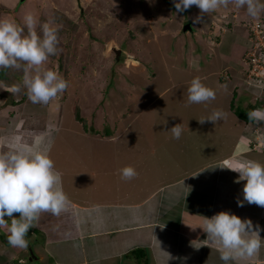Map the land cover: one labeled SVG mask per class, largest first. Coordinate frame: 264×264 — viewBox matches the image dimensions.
I'll use <instances>...</instances> for the list:
<instances>
[{
	"label": "rangeland",
	"instance_id": "374dc122",
	"mask_svg": "<svg viewBox=\"0 0 264 264\" xmlns=\"http://www.w3.org/2000/svg\"><path fill=\"white\" fill-rule=\"evenodd\" d=\"M18 1L0 0V18L14 19L23 25L24 15L32 13L38 21L37 32L45 22L52 21L58 26L60 51L50 56L43 67L58 71L69 86L47 105L32 103L23 86L15 94L0 88V151L7 150L14 137L36 146L46 144L49 139L54 142L56 137L50 152L54 161L67 165L74 160L90 159L101 164L104 156L92 152L96 141H100L94 137L95 133H119L126 127L120 142L115 148L110 147L106 169L118 168L116 178H119L121 169L132 165L134 151L129 154L128 149L136 148L143 137L151 138L153 155H150L151 145L140 148L135 158L141 162L139 166H132H138L135 179L139 175L150 176L151 183L147 184L150 188L156 181L164 180L169 166L181 158L180 142L186 135L192 141V150H198L199 146L203 150L201 157L196 156L189 163L191 167L200 168L202 165L196 162L208 156L210 152L205 151L209 149L211 152L222 149L225 155L216 156L221 165L228 158H249L264 163L263 152L246 147V144L252 147L255 137L261 138V131L256 134L261 124L240 119L235 113L238 107L246 109L252 103L257 108L264 106V84L246 67V49L237 54V58L230 57L233 46L235 49L248 46L245 23L261 21L264 29V12L254 18L248 15L246 6L236 8L232 3L226 7L232 5L234 11L228 9L227 13L222 11L223 7L202 13L195 5L177 12L173 0H25L21 5ZM186 25H191V30L185 31ZM207 25L211 31L220 30L221 26L225 31L240 27L241 35H235V40L227 36L222 48L215 41V34L208 33ZM115 47L124 49L128 55L116 68L112 51ZM228 73L229 80L226 79ZM197 76L215 90V99L198 104L188 102L187 88ZM0 81L11 86L8 81ZM214 110H223L227 115L216 122H200ZM76 124L78 130L84 128L85 131L73 133ZM176 124L184 126L179 139L173 138L170 132ZM187 126H191L189 134ZM69 138L72 150L60 154L69 150L65 143ZM214 146L216 149L212 151ZM238 150L246 152L237 156L234 152ZM145 167L150 171H144ZM119 185L123 191L122 183ZM19 215L13 213L15 218ZM4 219L11 222L10 217ZM6 235V231L0 229V264L43 263L30 261L29 250L12 247ZM28 236L29 247L40 237L35 230L29 231ZM73 245L70 244L72 249L63 247L60 255L64 258L72 253L78 259V248ZM127 256L128 259H115L110 263L137 264L138 258L132 253Z\"/></svg>",
	"mask_w": 264,
	"mask_h": 264
},
{
	"label": "crops",
	"instance_id": "0c3cea01",
	"mask_svg": "<svg viewBox=\"0 0 264 264\" xmlns=\"http://www.w3.org/2000/svg\"><path fill=\"white\" fill-rule=\"evenodd\" d=\"M232 7H223L222 11H234ZM217 16L221 17V14ZM209 27L210 25L205 26L208 33L215 34V41L222 48L227 36L232 38L230 40H235V35H241L240 27L232 28L234 32L231 28H227V31L222 29L224 33L222 26L220 30L213 31L209 30ZM244 49L245 46L236 49L233 46L230 57L237 58V54ZM234 52L236 54H233ZM74 128L73 133L85 131L84 128L78 130L77 124ZM190 128L191 126L185 127L188 134ZM235 129L238 131L237 127ZM125 130L126 127L119 133H95L97 136L94 137L100 141H96L97 145H94L92 152L104 156L101 164L90 159L74 160L67 165L54 161L55 168L56 165L60 166L56 169L62 173L63 189L71 203L69 208L59 215L41 213L36 227L29 229L40 235L27 247L33 253L34 258L31 261L43 262L41 264H44V261H47V264H111L112 260L128 259L129 253L143 250L145 257L138 259L137 264H223L219 259L217 246L206 240L207 234L201 228L204 217L210 218L221 211H229L241 218L251 219L254 225L259 224L260 228L264 229V207L247 202L243 207H238L237 199H243V186L246 181L235 182L238 173L221 168L226 165L218 163L216 156L219 153V156L225 155L221 153L222 149L216 150L217 152H211L210 149L205 151L210 154L202 156L203 158L196 162L202 166L191 167L189 163L196 156L201 157L203 150L202 146L198 147L199 152L192 150V141L187 135L186 139L180 142L181 158L169 166L164 180L153 183L155 188L147 185L151 183L149 175H139L138 179H123L121 176L116 178L118 168L106 169L105 164L111 154L110 147L115 148ZM196 135L197 133L193 134L194 137ZM84 137L86 138V135ZM55 139L56 137L53 148ZM151 142V138L143 137L136 148L128 149L129 154L134 151L130 160L131 166H139L141 159L135 158V155L140 148L147 145L149 148L151 145L150 155H153ZM65 143L69 150L60 154L72 150L71 138ZM215 149L216 146L212 151ZM245 152L238 150L236 154ZM143 158L144 156L142 160ZM162 159L166 161L165 158ZM148 169L143 168L144 171ZM119 182L122 183L125 194L120 190ZM260 236L264 239V230L260 232ZM70 244L78 248V259L72 253H68L64 258L61 256L63 247L71 248ZM137 244L139 248H135ZM236 264L248 262L237 261ZM251 264H264V247H261L258 257Z\"/></svg>",
	"mask_w": 264,
	"mask_h": 264
},
{
	"label": "clouds",
	"instance_id": "9594fccd",
	"mask_svg": "<svg viewBox=\"0 0 264 264\" xmlns=\"http://www.w3.org/2000/svg\"><path fill=\"white\" fill-rule=\"evenodd\" d=\"M24 1L19 0L18 4ZM173 3L177 12H184L195 5L202 13H208L229 3L236 8L246 6L248 15L254 18L264 12V0H173ZM18 4L14 10H17ZM200 19L199 16L196 18L197 21ZM37 23L32 13L24 15L23 25L14 19L0 18V69L22 68L24 73L22 84L8 86L0 81V88L15 94L23 86L32 103L47 105L65 92L69 82L58 71L43 67L50 56L60 51L58 26L52 21L45 22L37 32ZM246 37L248 40L247 34ZM249 48L248 40L245 51ZM228 75L226 79L229 80ZM187 92L189 103L208 102L216 96L215 90L204 84L199 76L190 81ZM226 115L223 110H214L200 122H216ZM247 116L252 122H260L264 128V106L257 108L253 105ZM170 132L173 138L179 139L183 132L182 124H176ZM52 144V139H49L40 146L30 145L14 137L8 143L7 150L0 151V229L6 231L8 244L14 248L29 246V229L36 227L41 213L59 215L70 206L71 202L63 189L62 173L55 168L50 155ZM246 147L249 149L247 144ZM224 163L226 166L221 168L239 174L235 182L246 181L243 199H237L238 207H243L245 202L264 207V163L249 158H231ZM136 175L132 166L121 169L123 179ZM13 213H19V218L13 217ZM5 216L11 218L10 223L4 219ZM201 228L207 234L206 240L217 246L223 264H236L237 261L251 264L264 247V239L260 236L264 229L259 224L254 225L251 219L241 218L229 211L204 217ZM33 258L31 256L30 261Z\"/></svg>",
	"mask_w": 264,
	"mask_h": 264
},
{
	"label": "built area",
	"instance_id": "2783aa9c",
	"mask_svg": "<svg viewBox=\"0 0 264 264\" xmlns=\"http://www.w3.org/2000/svg\"><path fill=\"white\" fill-rule=\"evenodd\" d=\"M246 34L250 43V48L246 53V67L251 69V75H255L256 78L264 84V29L261 21H252L251 23H245ZM245 62V61H244ZM258 76V77H257ZM261 131V138L255 137L249 149L254 151H260L264 153V128L260 127L256 134Z\"/></svg>",
	"mask_w": 264,
	"mask_h": 264
},
{
	"label": "trees",
	"instance_id": "16d2710c",
	"mask_svg": "<svg viewBox=\"0 0 264 264\" xmlns=\"http://www.w3.org/2000/svg\"><path fill=\"white\" fill-rule=\"evenodd\" d=\"M68 22L71 23L70 21H68ZM12 69H13V73L11 72V68L10 69H1L0 70V79L4 80L5 82L8 81V83H10L11 85L20 84L21 82L19 80L24 74L23 69L22 68L21 69L12 68ZM13 77H15V78H13ZM252 108H253V105H250L246 109H243L242 107H238L237 109H235V111H236L235 113H236V115H238V117L240 119H243L245 121H250L251 123H255V121L252 122V120H249V118L247 116V112L250 111ZM77 119L78 120L81 119V122H83L81 117H77ZM132 254L138 259L145 257V252L143 250H135L132 252Z\"/></svg>",
	"mask_w": 264,
	"mask_h": 264
},
{
	"label": "water",
	"instance_id": "95a60500",
	"mask_svg": "<svg viewBox=\"0 0 264 264\" xmlns=\"http://www.w3.org/2000/svg\"><path fill=\"white\" fill-rule=\"evenodd\" d=\"M185 31L191 30V25H186V27H184ZM113 53L115 54L114 57V68H116L117 66H120L123 61L125 62V60L128 58L127 56V52L122 49V48H113L112 49ZM127 57V58H126ZM31 256H33V253L31 251Z\"/></svg>",
	"mask_w": 264,
	"mask_h": 264
},
{
	"label": "flooded vegetation",
	"instance_id": "af4514ba",
	"mask_svg": "<svg viewBox=\"0 0 264 264\" xmlns=\"http://www.w3.org/2000/svg\"><path fill=\"white\" fill-rule=\"evenodd\" d=\"M29 255H30V257H31V252H30V250H29ZM30 257H29V258H30Z\"/></svg>",
	"mask_w": 264,
	"mask_h": 264
},
{
	"label": "bare ground",
	"instance_id": "6f19581e",
	"mask_svg": "<svg viewBox=\"0 0 264 264\" xmlns=\"http://www.w3.org/2000/svg\"><path fill=\"white\" fill-rule=\"evenodd\" d=\"M260 123V122H259ZM260 127H261V125H260Z\"/></svg>",
	"mask_w": 264,
	"mask_h": 264
}]
</instances>
